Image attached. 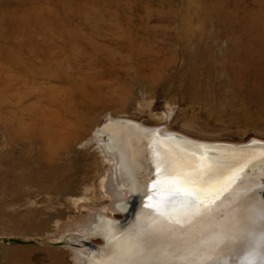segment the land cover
Returning a JSON list of instances; mask_svg holds the SVG:
<instances>
[{
  "label": "rangeland",
  "instance_id": "rangeland-1",
  "mask_svg": "<svg viewBox=\"0 0 264 264\" xmlns=\"http://www.w3.org/2000/svg\"><path fill=\"white\" fill-rule=\"evenodd\" d=\"M109 120L264 142V0H0V264H77L124 220Z\"/></svg>",
  "mask_w": 264,
  "mask_h": 264
},
{
  "label": "bare ground",
  "instance_id": "bare-ground-1",
  "mask_svg": "<svg viewBox=\"0 0 264 264\" xmlns=\"http://www.w3.org/2000/svg\"><path fill=\"white\" fill-rule=\"evenodd\" d=\"M114 123L103 152L126 218L83 227L77 264H264V148L208 150ZM92 235L101 247H88Z\"/></svg>",
  "mask_w": 264,
  "mask_h": 264
},
{
  "label": "water",
  "instance_id": "water-1",
  "mask_svg": "<svg viewBox=\"0 0 264 264\" xmlns=\"http://www.w3.org/2000/svg\"><path fill=\"white\" fill-rule=\"evenodd\" d=\"M114 122H117L116 123L117 125L118 124H121V125H123V124H126V125L127 124L135 125V126H137V128H139L141 130H145V131L151 132V133H154L156 135H159V137H161V136H168V137H172L173 139L186 140V141L191 142L193 144H196L198 146H203V147H205L208 150L220 149L219 147H222L223 148L222 150H224V151L238 153L239 151H242L245 148H249V147H262V148H264V142L255 141V140H252V141L248 142L247 144H243V145H233V144H226V143H206V142H200V141L192 140V139L187 138L185 136H182L180 134L168 132L166 130V127L148 128V127L142 126L141 124H138V123H135V122H132V121H128V120H109L108 124L105 125L103 127V129H105L109 125L114 126L115 125ZM246 150H248V149H246ZM117 212H119V213H121L123 215L124 220L121 221L120 223H124L125 218H126L125 212H123V210H121V209H117ZM88 247L95 248L94 246H92L90 244L88 245ZM144 261H145L144 264H159L158 261H157V259L154 258L152 255H149V254H148L147 258Z\"/></svg>",
  "mask_w": 264,
  "mask_h": 264
}]
</instances>
